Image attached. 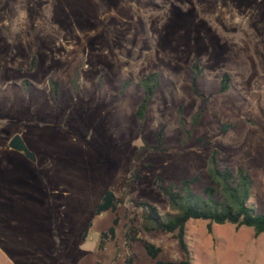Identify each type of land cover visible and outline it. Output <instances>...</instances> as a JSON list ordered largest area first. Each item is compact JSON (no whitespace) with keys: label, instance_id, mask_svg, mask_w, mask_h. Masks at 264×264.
<instances>
[{"label":"rangeland","instance_id":"rangeland-1","mask_svg":"<svg viewBox=\"0 0 264 264\" xmlns=\"http://www.w3.org/2000/svg\"><path fill=\"white\" fill-rule=\"evenodd\" d=\"M15 134L35 163L8 148ZM213 151L248 171L264 214V0H0V264H154L128 237L184 260L173 234L136 232L141 203L168 211L156 177L197 176L201 193ZM106 191L118 208L97 215ZM186 243L192 264H264L250 228L190 221Z\"/></svg>","mask_w":264,"mask_h":264},{"label":"trees","instance_id":"trees-1","mask_svg":"<svg viewBox=\"0 0 264 264\" xmlns=\"http://www.w3.org/2000/svg\"><path fill=\"white\" fill-rule=\"evenodd\" d=\"M35 57L31 59V67L34 66ZM197 65H193L196 70ZM192 79V90L196 94L195 76ZM163 78L159 72L146 75L138 82V87L143 92V97L136 108L135 119L142 124L149 105L155 95V91L162 83ZM230 78L224 74L220 80V91L225 92L229 89ZM52 90L56 92V84L52 83ZM200 113L193 118V124H196ZM222 128V132L226 131ZM161 139V130L158 132V141ZM150 151L157 150V146H150ZM217 152L213 151L209 158L207 169L210 185L203 187L201 193H196L192 185L198 180L195 176L192 179H186L180 185L170 183L165 186L159 177L155 178V186L166 198L168 202V211L164 216L158 209L148 203L142 202L143 214L139 228L136 232H152L173 234L177 240L180 250L185 258L178 263L161 262L157 260L161 249L154 244L135 237H128V242H141L146 255L154 261V264H192L191 253L186 243V226L190 221H207L209 224L223 225L230 224L235 227L250 228L255 236L264 234V214L258 213L250 200L254 198V183L248 173L242 166L238 165L233 170L229 166H219L217 163ZM119 205L112 191H106L98 204L95 213L100 215L110 211L115 213ZM119 218L114 217L112 226L107 231L100 233V248L107 240L115 237V226ZM130 262V260H128Z\"/></svg>","mask_w":264,"mask_h":264},{"label":"water","instance_id":"water-1","mask_svg":"<svg viewBox=\"0 0 264 264\" xmlns=\"http://www.w3.org/2000/svg\"><path fill=\"white\" fill-rule=\"evenodd\" d=\"M8 148L12 151L20 153L24 158H26L31 163L36 162L34 153H32L24 143L22 137L19 134H15L8 142Z\"/></svg>","mask_w":264,"mask_h":264}]
</instances>
